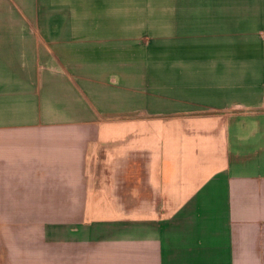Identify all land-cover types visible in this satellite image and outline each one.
<instances>
[{
  "label": "crops",
  "instance_id": "crops-1",
  "mask_svg": "<svg viewBox=\"0 0 264 264\" xmlns=\"http://www.w3.org/2000/svg\"><path fill=\"white\" fill-rule=\"evenodd\" d=\"M0 264H264V0H0Z\"/></svg>",
  "mask_w": 264,
  "mask_h": 264
}]
</instances>
